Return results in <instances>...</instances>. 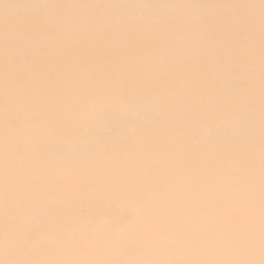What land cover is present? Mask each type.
Segmentation results:
<instances>
[{"label":"bare ground","instance_id":"6f19581e","mask_svg":"<svg viewBox=\"0 0 264 264\" xmlns=\"http://www.w3.org/2000/svg\"><path fill=\"white\" fill-rule=\"evenodd\" d=\"M0 264H264V0H0Z\"/></svg>","mask_w":264,"mask_h":264}]
</instances>
